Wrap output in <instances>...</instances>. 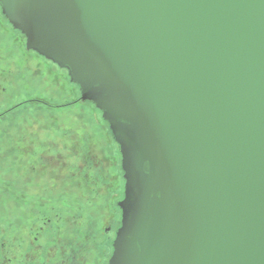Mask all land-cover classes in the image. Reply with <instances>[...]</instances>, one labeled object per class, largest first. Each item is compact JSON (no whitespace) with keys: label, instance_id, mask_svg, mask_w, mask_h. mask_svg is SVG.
Masks as SVG:
<instances>
[{"label":"water","instance_id":"95a60500","mask_svg":"<svg viewBox=\"0 0 264 264\" xmlns=\"http://www.w3.org/2000/svg\"><path fill=\"white\" fill-rule=\"evenodd\" d=\"M120 146L110 264H264V0H0Z\"/></svg>","mask_w":264,"mask_h":264},{"label":"flooded vegetation","instance_id":"af4514ba","mask_svg":"<svg viewBox=\"0 0 264 264\" xmlns=\"http://www.w3.org/2000/svg\"><path fill=\"white\" fill-rule=\"evenodd\" d=\"M62 71L68 81L56 73ZM9 103L12 108L40 104L64 112L44 110L24 117L6 135L11 171H18L27 194L19 202L5 198L17 213L0 208V264H38L44 254L53 264H110L125 192L120 146L102 112L81 99L69 71L28 49L26 36L0 2V106ZM89 106L105 126L86 116Z\"/></svg>","mask_w":264,"mask_h":264},{"label":"rangeland","instance_id":"374dc122","mask_svg":"<svg viewBox=\"0 0 264 264\" xmlns=\"http://www.w3.org/2000/svg\"><path fill=\"white\" fill-rule=\"evenodd\" d=\"M50 68V67H49ZM55 71V70H54ZM63 72V71H62ZM58 74H63L60 75V77H65V80L68 81L67 74L65 72H56ZM58 77V76H57ZM57 102H60L61 98L55 97ZM53 101V100H51ZM12 103L7 104L6 106L1 105L0 106V208L3 209V212H14L17 213V210L14 208L15 205L8 203L6 204L5 198H8L10 202H19V196L25 193V190L27 189L25 184H21V180L19 179L18 171L15 172L11 171L12 166L11 162H8L11 158L9 156H6L7 152H5V144L6 143H11L10 140H6V135L8 132H11L10 130L12 128H17V125H20L19 123L21 122V119L24 117H37L39 116V113L44 111L45 112H52L54 115H56L57 112H64V109H51L49 106H44L40 104L36 105H29L27 108H12ZM12 108V109H11ZM87 115L88 117H93L96 119L97 122L102 123L101 121V114L97 112L94 108V106H89L87 109ZM47 116V114L45 113ZM30 121L29 123H31ZM32 124V123H31ZM105 126V124H104ZM106 128V127H105ZM106 130V129H105ZM111 147H113V154L114 156L117 154V148L115 147L114 143L111 140ZM7 149H13L12 146L7 147ZM15 158V157H14ZM118 160V164L120 165V157ZM11 161V160H10ZM47 163V160H44L42 162ZM15 169V168H13ZM122 188L120 187L119 190L116 192H121ZM117 194V193H116ZM30 195V194H29ZM34 196V195H33ZM6 209V210H4ZM1 212V210H0ZM51 233H53V230H49ZM54 234V233H53ZM53 236V235H52ZM51 245V243H50ZM49 246V245H48ZM60 255L59 253L56 254L55 256ZM56 259V258H55ZM60 259V256H58L57 260ZM54 260H50L46 254L41 257V259L38 260V264H53Z\"/></svg>","mask_w":264,"mask_h":264}]
</instances>
